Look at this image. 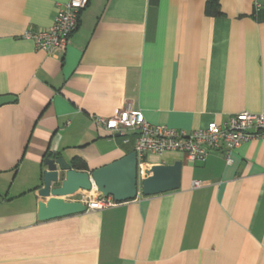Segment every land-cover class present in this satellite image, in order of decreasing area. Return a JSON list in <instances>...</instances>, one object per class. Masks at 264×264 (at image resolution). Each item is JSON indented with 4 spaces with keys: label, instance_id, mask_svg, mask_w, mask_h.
Segmentation results:
<instances>
[{
    "label": "crops",
    "instance_id": "0c3cea01",
    "mask_svg": "<svg viewBox=\"0 0 264 264\" xmlns=\"http://www.w3.org/2000/svg\"><path fill=\"white\" fill-rule=\"evenodd\" d=\"M67 1L0 0V264H264L262 139L149 154L181 163L179 189L100 211L40 222L36 196L47 155L91 172L133 152L92 123L122 107L179 131L264 113V0H88L65 50L22 37Z\"/></svg>",
    "mask_w": 264,
    "mask_h": 264
},
{
    "label": "built area",
    "instance_id": "2783aa9c",
    "mask_svg": "<svg viewBox=\"0 0 264 264\" xmlns=\"http://www.w3.org/2000/svg\"><path fill=\"white\" fill-rule=\"evenodd\" d=\"M87 4L88 0H68L57 10L49 28L27 30L22 37L32 40L36 48L44 52L65 50L77 29L79 15ZM92 123L111 136L121 137L123 143H127L130 137L133 138L138 179L145 177L148 170L146 157L149 154L161 156L168 152H178L188 161L196 162L203 161L210 152L228 155L248 141L264 140V113H236L222 125L212 122L204 129L179 131L166 126L151 125L144 120L141 112L125 106L108 118H93ZM201 185V182L194 181L192 188ZM79 201L87 212L117 205L110 197L103 198L94 190Z\"/></svg>",
    "mask_w": 264,
    "mask_h": 264
},
{
    "label": "water",
    "instance_id": "95a60500",
    "mask_svg": "<svg viewBox=\"0 0 264 264\" xmlns=\"http://www.w3.org/2000/svg\"><path fill=\"white\" fill-rule=\"evenodd\" d=\"M15 101L12 96L0 97V106ZM45 171L41 174L36 196L45 200L37 204V220L40 222L59 219L85 212L80 201L67 198L79 191H96L103 198L110 197L120 204L135 200L138 195L154 196L176 191L180 186L181 163L154 165L145 177L138 179L135 153L131 152L91 172L70 168L63 157L47 155L43 160Z\"/></svg>",
    "mask_w": 264,
    "mask_h": 264
},
{
    "label": "trees",
    "instance_id": "16d2710c",
    "mask_svg": "<svg viewBox=\"0 0 264 264\" xmlns=\"http://www.w3.org/2000/svg\"><path fill=\"white\" fill-rule=\"evenodd\" d=\"M205 13L210 15H219L220 14V10L218 7V3L217 0H206L205 3ZM71 166L73 169L77 170V171H86L87 170V166L85 165V163L77 158H73L71 160Z\"/></svg>",
    "mask_w": 264,
    "mask_h": 264
}]
</instances>
